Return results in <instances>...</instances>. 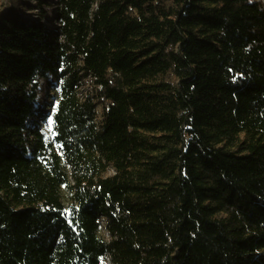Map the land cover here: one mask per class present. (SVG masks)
Here are the masks:
<instances>
[{
  "label": "trees",
  "instance_id": "1",
  "mask_svg": "<svg viewBox=\"0 0 264 264\" xmlns=\"http://www.w3.org/2000/svg\"><path fill=\"white\" fill-rule=\"evenodd\" d=\"M31 2L0 1V264H264V1Z\"/></svg>",
  "mask_w": 264,
  "mask_h": 264
},
{
  "label": "rangeland",
  "instance_id": "2",
  "mask_svg": "<svg viewBox=\"0 0 264 264\" xmlns=\"http://www.w3.org/2000/svg\"><path fill=\"white\" fill-rule=\"evenodd\" d=\"M0 1H1V0H0ZM25 1H29V2H31V0H25ZM263 1H264V0H263ZM31 3L33 4V2H31ZM47 9H49V11H50V8H49V7H47ZM36 10H37V9L34 10V11H35L34 13H36ZM29 13H30V12H29ZM32 17L35 18L36 15L33 14ZM50 17H53V13L50 14ZM35 19H36V18H35ZM42 20H43L44 22H46L47 25L50 26L51 28H53V27L55 26V22H54V20L47 21L45 18H43ZM38 95H39V94H38ZM38 97H40V96H38ZM43 128H44V130H45V132H46V135H47L48 137H51V136H52V129H51V125H50L49 121H47V122H45V123L43 124Z\"/></svg>",
  "mask_w": 264,
  "mask_h": 264
}]
</instances>
